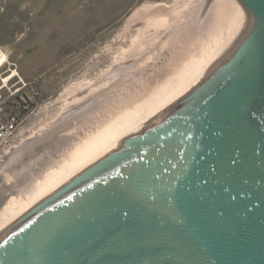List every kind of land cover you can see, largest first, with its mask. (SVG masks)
<instances>
[{"label": "water", "instance_id": "obj_1", "mask_svg": "<svg viewBox=\"0 0 264 264\" xmlns=\"http://www.w3.org/2000/svg\"><path fill=\"white\" fill-rule=\"evenodd\" d=\"M202 84L0 228V264H264V0Z\"/></svg>", "mask_w": 264, "mask_h": 264}, {"label": "bare ground", "instance_id": "obj_2", "mask_svg": "<svg viewBox=\"0 0 264 264\" xmlns=\"http://www.w3.org/2000/svg\"><path fill=\"white\" fill-rule=\"evenodd\" d=\"M206 1L144 4L133 12L104 52L110 64L69 86L59 115L31 138L28 145L51 132L45 145L51 162L21 164L22 177L1 187L0 228L158 108L202 84L231 55L251 28L252 13L240 0H216L202 23L197 16Z\"/></svg>", "mask_w": 264, "mask_h": 264}, {"label": "rangeland", "instance_id": "obj_3", "mask_svg": "<svg viewBox=\"0 0 264 264\" xmlns=\"http://www.w3.org/2000/svg\"><path fill=\"white\" fill-rule=\"evenodd\" d=\"M174 1L0 0V101L9 110L22 106L23 116L19 130L0 148V190L22 177L21 164L51 162L45 146L51 132L29 142L59 115L69 86L110 64L104 52L124 33L133 12ZM217 4L207 0L197 19L205 22ZM71 136L74 127L66 141Z\"/></svg>", "mask_w": 264, "mask_h": 264}, {"label": "built area", "instance_id": "obj_4", "mask_svg": "<svg viewBox=\"0 0 264 264\" xmlns=\"http://www.w3.org/2000/svg\"><path fill=\"white\" fill-rule=\"evenodd\" d=\"M22 122V106L9 110L0 101V148L19 130Z\"/></svg>", "mask_w": 264, "mask_h": 264}]
</instances>
